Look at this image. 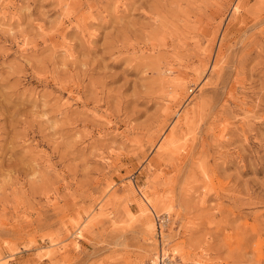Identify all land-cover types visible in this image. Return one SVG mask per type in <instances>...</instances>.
I'll return each instance as SVG.
<instances>
[{
  "label": "rangeland",
  "instance_id": "1",
  "mask_svg": "<svg viewBox=\"0 0 264 264\" xmlns=\"http://www.w3.org/2000/svg\"><path fill=\"white\" fill-rule=\"evenodd\" d=\"M159 232L264 264V0H0V264H151Z\"/></svg>",
  "mask_w": 264,
  "mask_h": 264
},
{
  "label": "built area",
  "instance_id": "2",
  "mask_svg": "<svg viewBox=\"0 0 264 264\" xmlns=\"http://www.w3.org/2000/svg\"><path fill=\"white\" fill-rule=\"evenodd\" d=\"M169 220L166 221V223ZM162 223V222H161ZM161 223L159 224V230H161ZM177 261L176 259L173 258L172 254L168 253L167 251L162 250L159 252V257H158V263L157 264H174V262Z\"/></svg>",
  "mask_w": 264,
  "mask_h": 264
},
{
  "label": "bare ground",
  "instance_id": "3",
  "mask_svg": "<svg viewBox=\"0 0 264 264\" xmlns=\"http://www.w3.org/2000/svg\"><path fill=\"white\" fill-rule=\"evenodd\" d=\"M162 225H164V226H166L164 223L162 224ZM163 232H159L158 233V235L160 236V238H159V245L161 246L160 247V252L162 251V250H164L165 251V249H164V247H162V242L163 241H165V240H168V238H167V236H166V234H164V236H163ZM157 235V236H158ZM164 239V240H163ZM170 239V238H169ZM159 257V256H158ZM158 262L156 261V258L154 257V258H152V260H151V264H157ZM201 264V263H200Z\"/></svg>",
  "mask_w": 264,
  "mask_h": 264
}]
</instances>
